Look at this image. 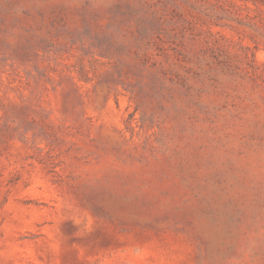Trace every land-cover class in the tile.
Masks as SVG:
<instances>
[{
	"label": "rangeland",
	"instance_id": "rangeland-1",
	"mask_svg": "<svg viewBox=\"0 0 264 264\" xmlns=\"http://www.w3.org/2000/svg\"><path fill=\"white\" fill-rule=\"evenodd\" d=\"M0 264H264V0H0Z\"/></svg>",
	"mask_w": 264,
	"mask_h": 264
}]
</instances>
